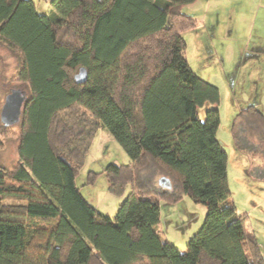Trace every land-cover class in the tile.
Instances as JSON below:
<instances>
[{"label": "trees", "instance_id": "16d2710c", "mask_svg": "<svg viewBox=\"0 0 264 264\" xmlns=\"http://www.w3.org/2000/svg\"><path fill=\"white\" fill-rule=\"evenodd\" d=\"M194 1L51 0L39 14L32 0H0V46L27 94L18 133L0 122V150L20 140L18 161L0 165V264H264L231 199L220 91L185 57L196 20L181 9ZM100 127L130 159L105 170L110 192L131 186L113 218L75 181ZM231 134L264 174L262 110L239 107ZM182 195L206 207L184 252L159 228L160 201Z\"/></svg>", "mask_w": 264, "mask_h": 264}, {"label": "rangeland", "instance_id": "374dc122", "mask_svg": "<svg viewBox=\"0 0 264 264\" xmlns=\"http://www.w3.org/2000/svg\"><path fill=\"white\" fill-rule=\"evenodd\" d=\"M32 1L39 14L48 13L51 0ZM181 10L196 20L194 28L182 31L188 65L220 91L217 138L227 152L231 199L238 213H246V228L257 238L264 258V174L250 168L258 162L257 154L237 149L231 134L232 119L239 107L253 103L264 113V0H195ZM18 69L16 57L0 46V109L12 88L25 90L15 80ZM208 105L199 109L201 120ZM19 127L16 124L12 130L18 133ZM2 141L0 165L10 169L18 161L20 140L13 136ZM129 160L109 131L100 127L76 176L81 194L108 217L115 216L131 186L127 183L120 194L110 192L105 170L110 163L127 164ZM205 214V205L187 195L173 202L162 199L160 235L184 252Z\"/></svg>", "mask_w": 264, "mask_h": 264}, {"label": "water", "instance_id": "95a60500", "mask_svg": "<svg viewBox=\"0 0 264 264\" xmlns=\"http://www.w3.org/2000/svg\"><path fill=\"white\" fill-rule=\"evenodd\" d=\"M77 82L81 83L86 78L85 68H79L74 75ZM27 101L26 91L21 88H12L5 96L3 104L0 109V122L5 126H14L19 123L23 107ZM159 183L168 186V181L165 177L159 179Z\"/></svg>", "mask_w": 264, "mask_h": 264}, {"label": "crops", "instance_id": "0c3cea01", "mask_svg": "<svg viewBox=\"0 0 264 264\" xmlns=\"http://www.w3.org/2000/svg\"><path fill=\"white\" fill-rule=\"evenodd\" d=\"M227 95H228V92H227ZM233 97V96H232ZM233 98L231 99V102H232Z\"/></svg>", "mask_w": 264, "mask_h": 264}]
</instances>
